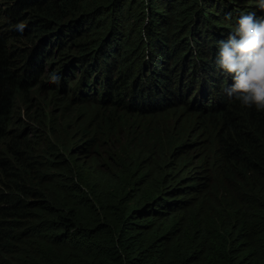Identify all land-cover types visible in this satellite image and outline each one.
Instances as JSON below:
<instances>
[{"label": "trees", "instance_id": "1", "mask_svg": "<svg viewBox=\"0 0 264 264\" xmlns=\"http://www.w3.org/2000/svg\"><path fill=\"white\" fill-rule=\"evenodd\" d=\"M234 2L0 10V264H264V111L225 97L217 50L172 41L190 21L217 49Z\"/></svg>", "mask_w": 264, "mask_h": 264}, {"label": "clouds", "instance_id": "2", "mask_svg": "<svg viewBox=\"0 0 264 264\" xmlns=\"http://www.w3.org/2000/svg\"><path fill=\"white\" fill-rule=\"evenodd\" d=\"M239 1L236 2L239 11L232 15V23H236L238 17L237 25L220 36L225 39L218 41L215 63L225 75L218 73L220 76L216 78L224 81L221 87L227 99L235 97L241 107L264 111V0H259V9L249 6L248 14H242ZM24 27L23 22L16 25L21 32ZM49 79L56 83L59 77L53 73Z\"/></svg>", "mask_w": 264, "mask_h": 264}, {"label": "rangeland", "instance_id": "3", "mask_svg": "<svg viewBox=\"0 0 264 264\" xmlns=\"http://www.w3.org/2000/svg\"><path fill=\"white\" fill-rule=\"evenodd\" d=\"M240 1H239V5H241V3L243 2L244 3V6L247 7V8L249 6H252L254 8L256 6V4H259V1L258 0H254V1H252V0H240ZM12 2H13V0H0V10L1 11L7 10L8 9L7 5L11 4ZM236 2H237V0H235V2H234L235 5L237 4ZM236 13L237 12H231V14H236ZM231 14H228L229 15L228 17H223L222 16L221 18H223V21L226 18H229V20L232 21L234 19V17ZM180 17H181V22L180 23H183L185 21H188L189 10L188 9H185L184 10V14H181ZM198 17H199V20H198L197 25H199V21L201 20V16H198ZM216 17H217L216 20H219L220 19L219 18V15H217ZM257 18H261V17L260 16H257ZM144 20H145V23H146V22H148L149 18L147 16H145L144 17ZM21 22H23L24 25H28L29 24V20L28 19H23ZM191 24L192 23L189 21L188 24H187L186 30L188 29V27L189 28L192 27ZM5 25L6 24H4V22H3V24H1V29H4ZM231 28H232V26H231ZM186 30L184 32H182V33H178L177 32V34H175V37L172 39V41H174V43L177 45V50H176L177 55H175L176 58L178 57L179 58V61H180V59L186 58V59L190 60V62H196V60H194V56L196 55L197 56L196 58H198V59H201L202 60V57H205V58L211 60L210 57H209V55L212 52H211V50L209 48H211L212 51L217 50V49L212 48V47H209L207 45H204L205 39H204L203 33H200L202 40H199L197 34H194V37L193 38H190L189 37V34H188V37L187 38H184V36H186V35H184V33L187 32ZM227 31H229V30H227ZM67 38H68V36L65 37L64 39L66 40ZM192 39H194V40H192ZM190 40H192V44L190 43ZM35 44H36V38L32 37V38H30L26 42V44L24 45V47L27 45V48L29 49V48L34 47ZM37 45L40 46V44H38V43H37ZM72 48L74 49V46ZM54 53L56 55H55V57L53 59L51 58L52 59V66H51V68L49 67L50 65L48 64L46 66L45 70H44V72H46L47 74H48V72H50V69L53 70V73H54V71L57 72V73H59V70L60 69H63V67H64L63 64H61V58L59 57L58 53H56V50H54L52 54H54ZM212 65H213V62H212ZM133 66H137V63H134ZM94 74H97V72L94 73ZM194 85L196 86L195 83L193 84V86ZM221 90H222V87H221ZM48 108H50V107H48ZM20 117L22 118V120L26 119L25 115H21ZM191 127H193V125Z\"/></svg>", "mask_w": 264, "mask_h": 264}]
</instances>
